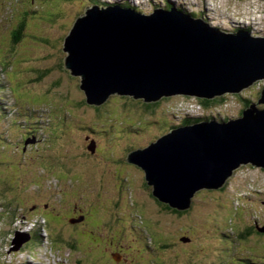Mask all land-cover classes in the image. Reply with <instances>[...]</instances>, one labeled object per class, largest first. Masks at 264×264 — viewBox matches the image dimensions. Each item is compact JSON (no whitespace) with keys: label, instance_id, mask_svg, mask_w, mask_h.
Wrapping results in <instances>:
<instances>
[{"label":"rangeland","instance_id":"374dc122","mask_svg":"<svg viewBox=\"0 0 264 264\" xmlns=\"http://www.w3.org/2000/svg\"><path fill=\"white\" fill-rule=\"evenodd\" d=\"M116 3L144 14L173 3L225 33L247 28L264 37V0H0V67H6L0 90L8 104L7 113L0 112V264H118L110 252L119 241L128 264L137 257L140 264H264V235L240 237L256 224L264 226L263 167L242 165L226 190L199 191L191 212L178 215L160 210L143 190V185L155 190L144 169L127 161L132 151L187 126L182 124L188 113L224 121L240 117L246 100H260L264 79L240 95L228 94L219 109L206 113L181 95L161 100L154 110L141 107L155 101L130 95L113 94L100 106L87 103L81 77L65 66V41L87 9ZM70 199L91 211L84 226H68L80 232L73 253L56 251L62 245L53 240L52 249L46 235L54 238L56 232L47 226L49 217L42 221L43 245L33 239L13 250L15 231L38 228L36 203L61 209ZM105 212L113 225L106 230L96 226ZM126 213L134 219L127 220ZM132 224L144 231L142 238ZM171 242V250H158ZM158 251L165 262L155 256Z\"/></svg>","mask_w":264,"mask_h":264},{"label":"water","instance_id":"95a60500","mask_svg":"<svg viewBox=\"0 0 264 264\" xmlns=\"http://www.w3.org/2000/svg\"><path fill=\"white\" fill-rule=\"evenodd\" d=\"M64 51L66 68L81 77L95 106L113 94L144 102L179 95L211 100L240 95L264 79V37L247 28L225 33L175 5L152 14L95 5L77 19ZM199 121L127 159L144 169L153 195L179 211L191 209L199 191L223 188L242 165L264 168V89L238 118ZM257 229L264 233V226ZM15 235L14 251L31 240L29 233Z\"/></svg>","mask_w":264,"mask_h":264},{"label":"trees","instance_id":"16d2710c","mask_svg":"<svg viewBox=\"0 0 264 264\" xmlns=\"http://www.w3.org/2000/svg\"><path fill=\"white\" fill-rule=\"evenodd\" d=\"M128 3V2H127ZM172 5H173V3H171ZM120 5H123V6H125V5H128V4H120ZM95 6V5H94ZM171 6V5H170ZM127 7H129V6H127ZM22 25V27H21V30H23L24 29V25L25 24H21ZM18 31L17 33H15V36H16V38L13 40V41H16L17 43H19V40H21V38H22V31ZM14 55H16L17 57H19V55H18V53H13ZM21 57V56H20ZM19 57V59H21ZM2 64V63H1ZM3 66V65H2ZM20 66H22V64H21V61H20ZM4 67V68H3ZM3 67H0V86H4V80L6 79V76H5V66H3ZM47 73V72H46ZM43 74L44 73H42L41 74V76L43 77ZM37 76V75H36ZM45 76V75H44ZM38 77V76H37ZM80 88H81V85H80ZM82 89V88H81ZM83 90V89H82ZM84 91V90H83ZM5 92H2L1 90H0V112H5V113H7V111H8V109L6 108L7 106H8V104H7V102H5V100H3V98H5V95H6V93L4 94ZM236 95V94H235ZM235 95H233V96H235ZM120 96V95H119ZM121 96H126V95H121ZM179 97V96H178ZM227 95L226 96H223V97H218V98H216V99H211V100H209V99H198V98H196V97H189V101L190 100H192V99H194V100H196L195 102L197 103V104H199L201 107H202V109L204 110V113H206V110L208 111V109H211V111H213V109H215V108H217V109H219L220 107H221V105L220 104H222V103H224L225 101H227ZM167 98V97H166ZM186 98H188V96L187 97H180V99H186ZM165 98H163L162 100H164ZM179 100V99H178ZM142 101V100H141ZM161 101V100H160ZM160 101H156V102H153V103H148V104H146L145 105V107H141L142 108V110H144V109H150V110H154V108L155 107H157V106H159V105H161V102ZM168 101V100H167ZM109 102L110 101H108L107 100V102H105V103H107V104H109ZM104 103V104H105ZM251 103V100H246V106L247 105H249ZM83 104V103H82ZM95 106V105H94ZM201 114H203L202 112H201ZM199 117H204V118H206V120H208V119H210V117H208V116H200V115H198V116H193V114H190V113H188V115H186L185 116V118L183 119L184 120V122H183V124L182 125H189V124H194V123H198V122H200L199 120H200V118ZM214 116H212V118H213ZM222 118V117H221ZM227 118H225V120H226ZM35 132V131H34ZM242 168H239V169H237L236 170V172H235V174H234V176L236 175V173L238 172V171H240ZM134 176H135V174H134ZM234 176H232L230 179H229V181L227 182V184L223 187V188H221L220 190H222V191H224V190H226V188L228 187V183L231 181V179L234 177ZM146 189H148L149 191H148V196L150 197V198H152V200H155L157 203H158V207L160 208V210H162L163 209V211L164 212H166V211H168V212H173V213H175V214H178V215H185V214H187V213H190L191 212V209H189V210H187V211H179V210H177V209H175V208H172L170 205H168V204H165V203H163V202H161L159 199H157L156 197H154V195H153V191L150 189V188H148L146 185H143V190L146 192L147 190ZM211 191H214V190H211ZM201 192V191H200ZM199 193V192H198ZM196 194V197L197 196H200L199 194ZM152 196H151V195ZM158 201H157V200ZM75 206H77L78 204H74ZM74 205H72L71 204V199H70V201H69V203H68V205H66V207H64V208H58L57 206H54L56 209H57V211L58 212H55V211H50V210H52V205H50V207H49V210H46V208L45 207H38L37 209L35 208V209H33L36 213L35 214H39L38 216H40V218H42V219H40L39 220V218H36V219H38V222H39V225H37L38 226V228L37 229H35L34 230V232H30V235H31V240H33V239H37V240H39V241H41L42 242V245H43V241H44V239H45V235H44V233L42 234V221H44L45 219L46 220H48V218L47 217H49L50 219L48 220L49 221V223H48V227H51L53 230H55V232H56V236L53 238L52 236H51V234H49L48 233V231H47V235L46 236H48L49 237V239L51 240V243H50V245H51V247H52V240H53V242L54 243H58L59 245H62V247L61 248H58L57 250L55 249V248H53L52 247V249H55L56 251H61V250H63V249H70L71 251H72V248H74V247H76V245L78 244V238H79V234H80V232H76V231H73V229H69L68 228V226H72V227H74L75 225H77L76 224V222L75 223H73L72 221H76L75 219H77V220H80V219H82L81 218V216H83V215H81L82 213L83 214H85L84 216L86 217V221H88V219H89V213L91 214V211L89 210L90 208V206L88 205V203L86 202V203H84V206L86 207V208H89L87 211H86V209L85 208H83V204H81V205H78L79 206V209H78V212H76L75 211V208H74ZM64 206H65V204H64ZM65 208L67 209L66 210V212H68V210L70 211V217H66V218H62V215H63V213H64V211H65ZM192 208H193V206H192ZM26 209V208H25ZM61 214V217L59 218V215L58 214ZM80 213V214H79ZM52 215V216H54V219H52L51 218V216L50 215ZM105 216H102V219L101 220H99L101 223L100 224H98V225H96V226H99L101 229H105L106 230V228H109V227H111V226H113L112 225V221L110 222L109 220V222H107L106 221V218L107 219H109L108 218V214L105 212V213H103ZM102 214V215H103ZM126 216L125 217H127V220L128 219H134V217H132V215L130 214V213H126L125 214ZM79 216V217H78ZM132 217V218H131ZM80 218V219H79ZM83 220V219H82ZM61 221H63L64 222V224L62 225L61 224ZM120 220H118V222H119ZM73 223V224H72ZM85 225V224H84ZM129 226H131V231L132 232H135V233H137L141 238H142V234H143V230L142 229H138L137 230V227H136V225L135 224H132V225H129ZM137 230V231H136ZM15 234H16V231L14 232ZM70 233V236L68 235ZM254 233H256L257 235H264V233H261V232H259L258 231V229H257V224L255 225V226H253V227H250L247 231H246V233H242L241 234V238L242 239H247L248 238V235H252V234H254ZM12 234V233H11ZM224 235H226V234H224ZM63 236H66L67 238L65 239V238H63ZM165 237L166 238H168L169 239V237H171L170 236V234L169 235H165ZM167 239V241H169L170 242V240H168ZM55 240V241H54ZM143 241H145V243L146 242H149V240L148 239H143ZM172 243V246L171 245H169V244H163V246L161 247V248H158V250L159 251H161V252H164L165 250H171L172 248H173V242H171ZM123 244L122 243H120V241H119V244H117V245H115V246H113L114 248V250H112V251H120L121 253H123L124 254V256H125V258H127L126 257V252H124L123 250H121L120 249V246H122ZM42 247V246H41ZM147 247L149 248V250H150V252L152 253V252H154V250L155 249H153L151 246H150V244L148 243V245H147ZM124 248V247H123ZM161 249V250H160ZM112 251L110 252V253H112ZM157 252V253H155V256L156 257H158V256H160V252ZM72 253H73V251H72ZM136 257H137V255H136ZM81 258V257H80ZM116 258V257H115ZM128 259V258H127ZM139 258L137 257L136 259H134V260H132L131 261V264H140V262H139V260H138ZM160 259H161V261H162V258H161V256H160ZM171 257H169V261H171ZM116 260H117V258H116ZM130 260V259H129ZM138 260V261H137ZM79 262V260L77 261V263ZM163 262H165V261H162V263ZM80 263V262H79ZM25 264H39L38 262H35V261H32V262H29V261H26V263ZM123 264H128V262H126V263H124L123 262ZM241 264V263H240Z\"/></svg>","mask_w":264,"mask_h":264},{"label":"flooded vegetation","instance_id":"af4514ba","mask_svg":"<svg viewBox=\"0 0 264 264\" xmlns=\"http://www.w3.org/2000/svg\"><path fill=\"white\" fill-rule=\"evenodd\" d=\"M146 146H147V145H146ZM129 167H130V166H129ZM130 168H137V167H134V166H133V167H130ZM35 206H36V207H35L36 209H37L38 207H41L40 204H38V203H36ZM43 207H45L46 210H49L50 204H45V205H43ZM50 211L58 212L57 209H56L55 207H53L52 210H50ZM75 211H76V210H75ZM76 212H78V211H76ZM79 214H80V213H79ZM58 215H59V218H60V217H61V214L59 213ZM69 215H70V211L68 210V212H64V213H63L62 218L64 219V218H66L67 216L70 217ZM81 215H83V216H81V218H82L83 220L81 219L80 222H76L77 225H75L74 228L81 227V226H84V224H86V222H87V221H86V217H85L86 215L83 214V213H82ZM84 215H85V216H84ZM78 217H79V216H78ZM79 219H80V218H79ZM75 220H77V219H75ZM72 222H73V221H72ZM73 223H74V222H73ZM73 223H72V224H73ZM61 224L63 225L64 223H62V221H61ZM73 231H75V230H73ZM110 254H112L113 256H115V257H117V258L119 259V260H116L118 264H123V260H125L126 262H128V260H127L126 258H124V257L122 258L123 255H122L120 252L116 251V250H115V251H112V253H110ZM125 261H124V263H126Z\"/></svg>","mask_w":264,"mask_h":264},{"label":"bare ground","instance_id":"6f19581e","mask_svg":"<svg viewBox=\"0 0 264 264\" xmlns=\"http://www.w3.org/2000/svg\"><path fill=\"white\" fill-rule=\"evenodd\" d=\"M86 14V13H85ZM178 108V107H177ZM185 111V110H184ZM180 114V113H179ZM30 229V228H29ZM34 231V230H33Z\"/></svg>","mask_w":264,"mask_h":264}]
</instances>
